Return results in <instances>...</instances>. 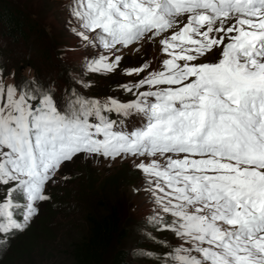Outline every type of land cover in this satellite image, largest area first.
<instances>
[{"label":"snow or ice","instance_id":"1","mask_svg":"<svg viewBox=\"0 0 264 264\" xmlns=\"http://www.w3.org/2000/svg\"><path fill=\"white\" fill-rule=\"evenodd\" d=\"M65 9L81 44L106 50L90 72L111 74L125 50L139 58L152 47L163 70L146 60L124 69L137 78L120 85L133 99L74 90L60 106L35 80L5 83L0 67V234L27 227L65 162L130 159L158 206L157 229L180 242L157 264H264V0H68Z\"/></svg>","mask_w":264,"mask_h":264},{"label":"trees","instance_id":"2","mask_svg":"<svg viewBox=\"0 0 264 264\" xmlns=\"http://www.w3.org/2000/svg\"><path fill=\"white\" fill-rule=\"evenodd\" d=\"M20 2L21 4L16 5L11 0H0V67L7 68L4 69V75L12 70L15 73V77H12L13 84L30 81L11 64L6 66L16 57L14 51H17L22 61L37 57L36 61L42 60L41 63L50 68L51 62L55 63L61 69L58 73L56 67L53 70L65 80L64 77L69 75L72 68L66 67L68 64L64 65L52 53L54 46L59 45L54 38L59 36L54 35L52 40L44 27L33 18L38 7L32 4V0ZM11 50L14 51L10 56ZM25 63L22 62L23 65ZM100 77L102 76L94 77L97 86ZM36 82L41 85L39 81ZM91 82L94 83L93 86L96 85L94 80ZM117 83L113 82L115 85ZM99 84L103 85L102 82ZM120 85L123 84L115 87L119 88ZM93 86L86 87L91 94L95 90ZM113 86L110 90L115 89ZM45 89L52 92V88ZM98 92L97 94H101ZM112 118L116 119V116L113 114ZM75 172L76 176L71 175L70 179L54 188L53 192L46 194L50 199L39 202L41 212L32 218L22 232L0 234V258L8 254L0 264H17V261L24 260L26 264H135L136 261L141 264H157L158 258L166 254L169 245H173V233L158 230L163 235L162 238L154 235L157 228L155 219L142 221L141 227L138 224L131 227L124 220L121 195L117 194L127 170L120 168L111 174L99 175L87 167H80ZM66 199L75 201L70 205L62 201ZM61 203L71 206L62 208L65 213L74 211L68 222L57 220V215L62 213L59 207ZM143 229L146 235L141 233ZM138 233L142 237L139 235L138 239L133 240V236ZM134 241L141 246L130 248V242ZM144 252L150 255H142Z\"/></svg>","mask_w":264,"mask_h":264},{"label":"rangeland","instance_id":"3","mask_svg":"<svg viewBox=\"0 0 264 264\" xmlns=\"http://www.w3.org/2000/svg\"><path fill=\"white\" fill-rule=\"evenodd\" d=\"M11 1L16 5L21 4L20 0ZM67 3L68 0H32V4L35 7H38L36 15H33V18L37 19V22L44 27L48 35L51 36L52 40L54 35L59 36L54 38V41L58 42L59 45L57 47L54 46L52 53L54 56L60 58V61L63 62V64H68L66 67L72 68L69 75L66 74V77H64L66 79L62 80L61 77L56 75V71L53 69L54 67H58L55 63L51 62L52 66L50 68L49 65L45 66L43 62L41 63L42 60L36 61L37 57H32L31 60L26 59L25 61H22V59H20L21 56L18 54L19 52L14 50H11L9 55L11 56L12 51H14L16 57L6 64V66L11 64L14 68H16L19 74H22L25 78L28 77L29 79L31 76L35 75L36 72H39L34 80L39 81L43 88L53 89V96L58 105H64L69 98L70 92L74 90L79 91L80 93L82 92L89 98L104 99L106 97H115L123 101L130 100L134 97L130 96L127 92L122 91L120 87H115L119 84H129L134 79H137L136 77H129L124 74V69L139 66L146 60L151 65V71L163 70L161 61L166 57L163 53L158 52L155 47H152L143 49V51L139 54V58L135 52L125 50L122 54L123 59L121 62V69L111 74L90 72L87 68V63L92 59L98 58L99 55L103 54L106 50L103 48L86 49L81 44L78 38L70 30L69 25L66 24L68 13L65 9V5ZM20 53L24 55L23 52ZM26 53L28 54V51ZM30 55L32 54L30 53ZM86 57L88 58V61L85 63L82 62V59H85ZM211 59L215 60L216 57L213 56ZM22 62H29V65H26V63L23 65ZM66 67L65 71L67 72ZM4 69L7 70V68ZM10 73H13V71L8 70L7 74L4 75L5 83L7 84H13V78L9 75ZM97 75L98 77L100 75L102 76L100 77L101 80L99 83L102 82L103 85L98 83L97 86V82L95 80L96 78H94ZM104 77L106 78L104 79ZM86 79H88V81H85ZM93 80L96 82L95 86H93L94 83L92 84L91 82ZM78 81L86 82L88 87L93 86V89H95L93 94L86 89L87 86L78 83ZM114 81H117L118 83L115 85L113 84ZM112 85L115 87L114 90H110L112 89ZM97 92L101 94H97ZM75 159H77L78 162L75 161ZM80 167H87L99 175L111 174L114 171L120 170V168L127 170L126 174H124L122 183L118 187L117 194L121 195L122 202L120 205L122 206L121 211L123 213L124 220L128 222L131 227H135V224H138V226L141 227L140 225L142 224V221L154 219L158 206L154 202V197L147 191V184L144 182L142 173L134 167L133 162L130 159L122 160L117 158L116 161H112L104 160L102 157H85L84 155H79L75 157L73 161L65 162L63 164V166L55 173L52 180L47 183L45 193L48 194L49 192H53L54 188L61 185L65 180L70 179L71 175L72 177L76 176L77 174L75 171H77ZM62 201L70 203L71 205V202L75 200L66 199ZM36 207L38 209V213L35 216L37 217L42 208L39 203ZM59 207L60 209H65V207L71 206L61 203ZM63 209L62 213L57 215V220L60 222H68L70 216L74 214V211L71 212L70 210L65 213ZM17 219H22V217L19 216ZM158 230L159 229L156 228V231H154L153 234L158 238H162L163 235L159 233ZM141 233L146 235V233H144V229ZM139 235L141 236L139 233L138 235L133 236V240L138 239L140 237ZM171 242L173 245L180 243L174 234ZM129 245L132 249L137 247L139 248L141 246L138 245V242L135 243V241L133 243L130 242ZM7 252L8 251H6V253ZM6 256L3 257L2 255L0 263L3 262ZM17 264H26V261H17ZM135 264H141V262L136 261Z\"/></svg>","mask_w":264,"mask_h":264}]
</instances>
